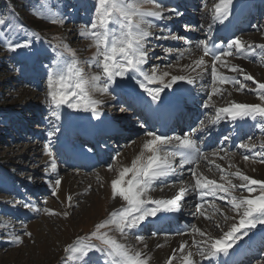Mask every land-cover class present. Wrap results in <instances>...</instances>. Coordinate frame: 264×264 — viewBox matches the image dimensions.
I'll return each instance as SVG.
<instances>
[{"label": "rangeland", "instance_id": "rangeland-1", "mask_svg": "<svg viewBox=\"0 0 264 264\" xmlns=\"http://www.w3.org/2000/svg\"><path fill=\"white\" fill-rule=\"evenodd\" d=\"M194 1L193 7H186L184 4L176 7L174 5H176L177 0H174L172 4H167V2L165 4L163 2L165 7L177 8L183 13V16H175L166 21L171 34L185 37L187 41L192 42L206 37L205 34L208 31L207 24L211 23V15L214 12L213 6L218 2V0ZM235 2L237 3L235 4ZM244 2L246 1L234 0L236 6L244 4L241 6L243 10H238L240 11L238 16L242 11L246 10L244 15L253 18L250 21H246L250 22V24L245 23L246 28L236 36L240 37L242 42L253 45H264V0H247V3ZM144 7L154 9L153 4H145ZM93 9V0H0V20L5 21V23L0 24V31L8 33L9 39L16 40L18 34L21 32L20 26H23L22 31L24 34H36L39 36V39L33 38V45L31 47L23 51L17 50L16 52L9 51L2 43L4 37H0V233H2L0 234V264H64L63 249L66 244L73 242L78 236H87L96 230L95 225L97 223L108 219L111 212L126 206V202L119 196L115 198L118 203L116 205L112 203L115 199H113L112 195L111 181L117 179L119 172L122 171L120 163L118 164L117 160H113L112 157L116 156V153H120L123 156L127 155L129 151L136 147L137 141L144 137L146 131L149 129L147 130L137 123L141 117L140 115H135L133 108L127 109L128 105L124 98L125 94L115 96L120 93L119 90H116L111 93L110 99L102 105L103 114L112 116L110 120L116 125L112 128L101 130L102 133L109 131L106 134V136H109L95 137L99 142V147L105 150V147L108 145L110 149L106 150L108 155L106 161L94 166L90 170H78L75 165L66 164L69 158L67 156L70 155L66 156L65 149L68 148L72 151L71 154L73 155L79 149L83 150L84 148L91 147L90 144L89 146L83 144V140L77 136L81 133L83 126H88L90 123L95 125V119L92 117L88 118L91 111H86L83 108L79 110L69 109L67 106H62L60 109L61 119L56 121L55 117H52L50 114L52 109L50 102L46 98L48 91L46 69L51 66L57 52H64L63 46L65 44L68 45L71 53H74L75 57L81 62L78 66L85 72L96 73L99 71L95 67H89L88 63H85L96 52L95 41L91 37L81 38L79 35L85 24L91 22ZM184 9H189L193 15H190L191 12H187ZM57 11L63 15V23L52 22ZM241 16L239 23L241 22ZM194 17L199 19L196 23H193L197 25L196 28L192 24L193 21L188 20ZM173 22H176L175 24L178 23L176 28H172L171 24ZM185 24L190 25L192 29L195 28L196 32L201 36L189 34L191 31L186 32L184 30ZM201 24L204 25L203 30H199ZM165 35H169V33L166 32ZM151 46L155 48V53L150 57L149 63L144 69L149 74H151L154 66L157 75L162 74L164 71L169 72L170 68L180 63L181 60L191 57L188 52L184 51L189 45L184 40L171 39V36H169L168 40H153L151 41ZM165 48L171 49V52L165 53ZM181 52H185L183 56L179 55ZM197 52L202 53L201 50H197ZM65 55H70V53H65ZM225 59L229 67L231 65H239L252 74L256 80L264 81V75L262 74L264 72V49H255L254 53L247 58L229 56ZM169 65L171 67H168ZM223 70H225L223 74L234 75L228 68H223ZM165 79H170V76ZM195 82L197 83H194L195 88L197 90L200 89L199 91L196 90V92H198L199 98L204 97L202 99L204 102L207 98L205 97L206 93L211 91L212 88L210 87L213 85L211 71L196 79ZM221 87L222 95L217 94L214 96L216 100L210 103L206 118L215 115V108L211 106L212 104H215L216 107H222L232 101L261 103L255 93L248 92L247 90L237 92L231 84ZM119 89L128 92H130V89H133L135 92L143 91L135 84V81L131 80H126ZM234 93H236V96L233 95ZM93 95L98 99H103V94L94 93ZM68 123L76 126L78 129L73 130V127ZM226 124H228V121ZM251 125L254 127V134L251 136L250 142L257 145L256 150L258 151L260 150V145L264 144V133L255 126V122L250 120L248 126L251 127ZM54 128H58L59 131H56L55 135L49 140L48 132ZM229 130L231 132L230 137H232V130ZM112 131L120 133L118 144L111 143L112 140H115L112 137ZM101 138L105 141L101 142ZM247 141L248 139L244 142ZM45 143H50L53 158L57 163L59 177L68 175L74 181L76 180L75 182L77 183V185L75 184V187H77L76 193L72 197V206L68 208L70 209L73 222L71 225L64 224V221L63 225H61L62 223L59 222L63 218L61 213L55 211L59 215H49L43 211L44 208H49V204L53 201L56 202L58 208H61V203L57 201L56 196L52 195L51 185L48 182L49 178L54 180L56 177L51 173H45V167L48 166L46 162L49 159L43 151ZM224 154L223 152L221 153L222 156ZM245 155L251 157L252 154L245 149L237 147L235 151L229 152L226 156L224 155V159H221L224 163L221 166L226 170L228 169L227 171L232 170L230 172H235L237 169L243 170L242 172H245L244 174L246 175L247 165L245 164L253 162L264 167V164H261L259 160L250 158L246 162L243 158ZM210 157L211 155L208 156V160L218 159L215 156ZM231 158L241 159L240 164L242 166L245 165L243 166L244 169L243 167L240 169L238 164L235 165L233 163L234 159ZM118 160L122 161L123 157ZM206 161L203 162L201 160L197 166L193 165V167H199V169L203 166L209 167V169H212L210 170L212 172L209 171L210 174H205L204 176L208 178L211 176L210 179H217L220 182L219 170L213 165L210 166ZM109 164L112 165L111 170L107 167ZM228 164L232 165V167H229ZM225 165L230 169L227 166L225 168ZM105 172H108L109 175L106 176ZM129 178L130 174L126 175L124 180L126 181ZM232 179L234 183H238L235 177H232ZM170 184H166L164 181L160 185H153L149 191V195L158 197L164 191L162 189L164 185L171 187L172 185L179 184V182L172 180ZM160 187L161 189H159ZM234 194L249 195L247 191L236 192ZM16 200L31 202L40 211H32L23 208L22 205H14V201ZM185 202L182 201L183 205L180 212H178V218L183 215L181 217L182 220L186 216L187 224L190 226V233L193 235L192 230L195 227L193 220L195 218L201 222L203 221L204 224H208L204 230L211 233L214 237H219L221 232L227 230L233 222L231 219L225 222L222 217L217 215L215 219L220 221L221 228H215L211 226L213 222H207L208 220H205L198 211V216L190 212L191 207L186 206ZM210 203L211 200L209 201V205ZM216 203L221 207H225L227 214L231 217L233 212L228 211L226 207L227 201L220 200L217 197ZM206 213H208L207 215L212 214L211 208L208 206H206ZM33 222L39 225L34 224L29 227L28 225ZM144 223L148 225L146 221ZM261 228L263 230L259 232H264V225H258L255 229ZM57 229L65 231L67 236L65 240L58 241L53 238L52 234L58 232ZM143 229L144 232L140 231V233L144 234L145 237H154L152 233L155 232V229L148 231L147 227L143 225L139 230ZM180 230L179 228L176 232L180 233ZM25 231L30 232L31 236L23 235ZM99 231L108 233L109 236L116 238L122 243L126 242L125 239L133 242L136 237L134 232L126 237H122L113 225H108ZM186 231H188L187 228L182 230V233ZM14 234L21 235L22 244L11 242V236ZM159 236L162 238H172L180 237L181 235L172 236L157 233L155 237ZM92 242L100 244V241L95 238H93ZM92 255L95 264H100L98 254L93 253ZM249 264H264V253L257 260Z\"/></svg>", "mask_w": 264, "mask_h": 264}, {"label": "snow or ice", "instance_id": "snow-or-ice-1", "mask_svg": "<svg viewBox=\"0 0 264 264\" xmlns=\"http://www.w3.org/2000/svg\"><path fill=\"white\" fill-rule=\"evenodd\" d=\"M93 4L91 22L85 24L79 35L81 38L91 37L95 41L96 52L85 63L99 71L87 73L80 68L78 65L81 62L74 53H71L67 44L63 46L64 52H57L51 66L46 69L48 85L46 98L51 105L50 114L55 117L56 121L61 119L60 109L62 106L75 110L83 108L86 111H91L93 116L99 115L102 105L106 101L96 98L93 94L100 93L110 96L126 80L135 81V84L143 90L137 93V96L144 99L149 107L157 102H159L157 107L160 104L176 102L178 94L174 86H178L179 82L192 85L195 83V79L191 75H170L167 71L157 75L155 66L151 70V74L144 70L150 57L155 53L151 41L168 40L171 36V39L184 40L189 45L184 50L186 52L194 50L193 44L196 50L202 49L203 56L192 62L193 71L200 69L196 73L197 77L205 74V57L212 58L211 77L213 85L211 91L206 93L207 99L203 105L205 108L210 106L215 95H222L221 86L226 84H231L237 92L247 90L255 93L261 102L239 103L232 101L222 107H216L215 104H212L211 106L215 108V115L207 118V124L214 125L222 119L233 123L250 119L264 133V81L256 80L252 74L239 65L229 67L225 59L229 56L247 58L254 53L255 49H264V45L242 42L238 36L226 40L219 38V42H215L216 37L206 35L205 38L192 42L187 41L185 37L173 35L167 27L166 21L175 16H183V13L177 8H165L162 0H93ZM145 4H153L154 9L144 7ZM213 7L211 23L207 24L209 32L215 23L223 24L230 19L235 4L234 0H218ZM52 22L63 23V15L57 11ZM3 23L5 21L0 20V24ZM20 28L21 32L16 40L9 39L8 33L0 31V37H4L2 43L9 51H23L33 45V38L39 39L36 34H24L23 26ZM203 28L204 25L201 24L199 30H203ZM184 30L188 32L193 29L190 25L185 24ZM166 32L169 35H165ZM164 52L170 53L171 49L165 48ZM65 53H70V55H65ZM179 55L183 56L184 52ZM218 65L221 68H228L234 75L229 76L219 72ZM189 67L192 65H184V68ZM169 76L170 79L166 80L165 78ZM167 89H172V93L166 100L162 93ZM145 94L150 98V101L145 99ZM207 130L205 120H200L196 127L190 128L189 132L183 134L168 135L156 131H147L145 133L147 138L143 142L142 149L147 150L151 155L145 159L142 151L132 160L131 166L124 167L119 172L118 178L111 181L113 199L119 196L126 202V206L111 212L108 219L97 223L95 225L96 230L87 236H78L73 242L66 244L63 249L64 264H95L93 253L98 254L100 264H149L148 257L143 250L135 249L99 230L108 225H113L122 237H126L132 232L138 231L149 217H157L158 213L180 211L182 201L189 193L198 194L199 202L196 203L195 207L205 220L213 222V227L221 228L220 221L215 219L217 215L222 217L225 222L230 219L233 221L228 230L224 231L219 238L198 227H193V233L198 234L201 238L192 240L191 247L195 248V254L203 260H208L211 264L212 259L218 257L219 254L231 255L229 250L233 249L234 245L239 248L244 244V238L249 237L252 229L257 228L258 225H264V179H254L239 169L235 172L227 171L220 164L209 160V165H214L219 170L220 182L199 173L196 167H189L188 171L191 173L194 183L185 184L181 172L185 165H198L201 160H208L209 155L219 159H224V156H221L222 152L225 153V156L228 155L223 147L214 150L212 153H205L201 150L200 145L204 141L203 137L197 136V133ZM56 131L59 129L54 128L48 132L49 140ZM230 138V136L223 137L224 141H228ZM251 139L252 137H248L247 142H241L237 147L251 152V157L249 155L243 157L245 161L251 158L264 164V144H261L260 150L257 151V145L251 143ZM43 151L49 158L46 162L48 166L45 167V173H51L56 177L54 180L49 178L48 181L51 185L52 195L56 196L57 190L61 187V178L57 171V163L53 158L50 143L43 145ZM86 151L92 152L93 148L89 147ZM116 156H119V153H116ZM116 156H113L112 159L115 160ZM176 158H179L178 164L175 163ZM107 167L109 170L112 169L111 164ZM129 174L130 178L125 181V176ZM169 177H175L181 184L178 192L168 199H153L149 195V191L154 183H164V180ZM232 177H235L238 183H234ZM244 191H247L249 195L234 194ZM217 197L227 201L226 207L228 211L239 217L238 223L235 222V216L229 217L225 207L216 203ZM209 198H211L210 205ZM72 199L71 195L67 197L69 207L72 206ZM14 205H22L25 209L40 211L31 202L16 200ZM206 206L211 208V215L206 214ZM43 211L49 215H59L50 208H44ZM63 216L68 217L69 212L64 211ZM177 234L184 235L185 233ZM23 235L31 236V233L25 231ZM152 235L156 236L157 233L153 232ZM93 238L99 240L100 244L93 243ZM136 240L143 243L144 237L137 235ZM11 242L22 244L21 235H12ZM186 248H188L187 243L181 242L178 250L173 249L166 264H174L177 251H179L181 264H199V261L193 258V251L188 250L185 254ZM221 264H227V262L224 261Z\"/></svg>", "mask_w": 264, "mask_h": 264}, {"label": "bare ground", "instance_id": "bare-ground-1", "mask_svg": "<svg viewBox=\"0 0 264 264\" xmlns=\"http://www.w3.org/2000/svg\"><path fill=\"white\" fill-rule=\"evenodd\" d=\"M173 1L174 0H162V2H165V4H166V2H167V4H172L173 3ZM176 1V0H175ZM239 1H241V0H239ZM237 2H235V4H236ZM241 3V2H240ZM244 3H247V1L246 2H244ZM164 4V3H163ZM175 4H177V3H175ZM244 5V4H243ZM242 4H239L238 6H236L235 5V8L233 9V11H232V14H231V16H230V19L228 20V21H225L223 24H221V23H219V22H217V23H215L214 25H213V28H212V30H211V32H210V35L213 33V32H215V33H217V37H226V36H228V39L231 37H233V36H235V34H234V31L232 30V31H228V30H231L232 29V26L233 25H235V24H238L239 23V21H240V16H241V14H242V12H241V14L238 16V13L240 12V11H238V10H243L242 9V7L241 6H243ZM167 6V5H166ZM165 7V6H164ZM245 7V6H244ZM165 8H171V7H165ZM239 17V19H237ZM226 23V24H225ZM242 24V23H241ZM232 25V26H231ZM230 38V39H231ZM193 51H191V52H188L190 55H191V57H189L188 59H183V60H181L180 61V63H178V64H176L175 66H173V67H171L170 68V71H169V73L171 74V75H191L195 80L196 79H198L199 77H197L196 76V73L197 72H199L200 71V69H196V71H193L192 70V68L194 67V65H193V61L194 60H196V59H199L201 56H203V52L202 53H198L197 52V50L194 48V46H193ZM186 52V51H185ZM184 52V53H185ZM205 62H206V67H205V73H209L211 70H210V68H211V63H212V60H211V58L210 57H205ZM184 65H192V67H189V68H184ZM218 67V71L219 72H221V73H223L225 70H223V68H221L219 65L217 66ZM262 74L264 75V72H262ZM203 75H205V74H203ZM203 75H201L200 77H202ZM264 77V76H263ZM197 82V81H196ZM195 82V83H196ZM182 83H184V82H179V85L176 87V92H177V94H178V100L176 101V102H174V103H169L170 104V106L171 107H169L168 109L167 108H165L166 107V104L167 103H165V104H162L161 106H159V107H157V103H153L152 104V106L151 107H149L148 106V104L145 102V100L144 99H140V98H138V96H137V93L138 92H135V91H133L132 90V94H129L128 96L131 98V100H132V102H137V103H142L143 105H146V106H148L149 107V109H150V112H152L154 115H163L164 117L165 116H167L170 112H171V109H172V107H174V106H177L179 103H181V101L182 100H184V99H186L188 102H191L192 101V99L195 97V95L197 94L198 95V97H197V99L198 100H202L204 97H200L199 98V94H198V92H196V88H195V86H194V84H192V85H188V84H186V83H184V85L182 86L181 84ZM198 83V82H197ZM196 83V84H197ZM198 84H200V83H198ZM198 88V87H197ZM210 88H212V87H210ZM117 90V89H116ZM200 90V89H199ZM199 90H197V91H199ZM118 91V90H117ZM134 92H135V94H134ZM172 93V89H167V90H165V92L164 93H162V95L165 97V99L167 100L168 98H169V94H171ZM96 94V93H95ZM113 95V94H112ZM233 95H235L236 96V93H234ZM205 97H207V96H205ZM102 98L105 100V101H108L109 99H110V96L109 95H106V94H103V96H102ZM112 98V97H111ZM145 99L146 100H149L150 101V99L148 98V97H146L145 96ZM197 99H195V101L197 100ZM207 99V98H206ZM205 99V100H206ZM218 99V98H217ZM216 100V98L215 97H213V100L211 101V102H213V101H215ZM219 100V99H218ZM210 102V103H211ZM217 103V102H216ZM240 103V102H239ZM203 104V103H202ZM229 104V103H228ZM227 104V105H228ZM190 105H192V104H190ZM226 105V104H225ZM220 106H222V105H220ZM103 112H104V110H101V112H100V114L99 115H97V116H93L92 115V113L91 114H89V116H88V118L89 117H92L93 119H95V125L94 124H89L88 126L86 125V126H83V128L80 130L81 131V133H82V135H84V136H87V137H90V138H93V135L98 131V128L100 129V130H105V129H109V128H112V127H114V125H116L113 121H111L110 120V118H112V116H107V115H105V114H103ZM92 119V120H93ZM228 120H222L220 123H216V124H214V125H208V128H211V127H217V129H221V128H224V127H228L229 129H231L232 130V136H234V134L241 128V127H244V128H246V127H248V125L250 124V119H246L245 121H237V122H230V121H228V124H226V122H227ZM93 122V121H92ZM83 124V123H82ZM221 124H224L223 126H219V125H221ZM225 124H226V126H225ZM84 125V124H83ZM218 125V126H217ZM94 127V128H93ZM169 129H171L170 127H167V131L169 130ZM148 130V129H147ZM146 131V130H145ZM144 131V132H145ZM149 131V130H148ZM166 131V132H167ZM169 131H171V130H169ZM147 132V131H146ZM184 133H186V132H184ZM147 137L146 136H144V137H142L140 140H138L137 141V143H136V147L133 149V150H131V151H129L128 152V154L127 155H122V154H120L119 153V156H116V158H115V160H117V162H118V164L120 163V169H122L123 170V168L124 167H128V166H131V162H132V160L137 156V155H139L142 151L144 152V158L146 159V157L148 156V155H151V153H149V152H147V150H143L142 149V145H143V142H144V140L146 139ZM225 155V154H224ZM223 155V156H224ZM222 156V155H221ZM122 157H123V160L122 161H119L118 159L120 158V159H122ZM212 157V156H211ZM210 157V158H211ZM230 157V156H229ZM228 157V158H229ZM87 158H89V159H91L92 160V157H91V153L89 152V155H88V157ZM218 158V157H217ZM214 159V158H213ZM231 159H234L233 160V163L236 165V164H238V167L241 169L243 166H245V165H247V175H250L252 178H254V179H264V170H263V168L264 167H262L261 165H259V164H257V163H253V162H251L250 164H245V165H241L240 164V162L242 161L241 159H237V158H231ZM230 159V160H231ZM179 159L178 158H176V161H175V163H179V161H178ZM209 160H212V159H209ZM209 160H202L203 162H208ZM228 160V159H227ZM241 160V161H240ZM212 161H215V163L216 164H220V165H223V163L224 162H222V160L220 159L219 160V158L218 159H216V160H212ZM247 162V161H246ZM225 163H227V162H225ZM262 164V163H261ZM229 165V164H228ZM190 166H193V165H185L184 166V168L181 170V172H182V178H183V180H184V182H185V184H188V183H194L193 181V178H192V176H191V173L188 171V167H190ZM197 166V165H196ZM214 166V165H213ZM227 165H225V168H227L226 167ZM204 167V166H203ZM201 167L200 169H199V167H196L197 168V170H198V172L199 173H204L203 175H207V174H210L209 173V171L210 170H212V169H209V167L207 168V167ZM235 167V166H234ZM229 168V167H228ZM246 168V167H245ZM119 169V170H120ZM214 169V168H213ZM230 169V168H229ZM243 169H244V167H243ZM118 170V171H119ZM200 170V171H199ZM228 170V169H227ZM215 171V170H214ZM230 171H232V170H230ZM243 171V170H242ZM210 172H212V171H210ZM245 173V172H244ZM106 176H108L109 175V173L108 172H105L104 173ZM213 175H214V173H212ZM219 176V175H218ZM211 177V176H210ZM209 177V178H210ZM220 177V176H219ZM61 178V187L57 190V195H56V198H57V201L58 202H60L61 203V208H58V206H57V204H56V202L55 201H53V202H51L50 204H49V208L50 209H53V210H55V211H57V212H59V213H61V215H62V217L63 218H61V220H59V222H61L62 224L61 225H63V221L65 222L64 224H68V225H71L73 222H72V218H71V214H70V209H68L69 208V201L67 200V197L69 196V195H71L72 197H73V194L75 195V193H76V190H77V187H75V184L77 185V183L74 181V179L71 177V176H68V175H63V176H61L60 177ZM170 178H172V179H170ZM175 179V177H169V178H167V179H165L164 181L166 182V184H170V182L172 181V180H174ZM193 180V181H192ZM217 180V179H216ZM160 185V182H155L154 183V185ZM173 184V183H172ZM171 185V184H170ZM162 187V186H161ZM161 187L159 188V189H161ZM164 188H162V189H164V191L161 193V194H159V196L158 197H155V196H151L153 199H168V198H171L173 195H175L177 192H178V190H179V187H181V184L179 183V184H175V186L173 187V186H171V187H168V186H166V185H164L163 186ZM197 198H198V194H192V193H189V195L183 200V201H186L185 203H186V206H189V207H191L190 208V212H192L195 216L197 215L198 216V214H197V209H196V207H195V205H196V201H198L197 200ZM112 203L113 204H117L118 202H117V200L115 199L114 201H112ZM182 205H183V203H182ZM185 209V208H184ZM182 210H183V208H182ZM181 210V211H182ZM64 211H68L69 212V216L68 217H65V216H63V212ZM178 212H180V211H178ZM178 212H174V213H158V215H157V217H149L147 220H146V222H147V224L150 226V227H152V226H155L156 227V229L162 224V223H166V221L167 222H169V221H173V222H177V218H178ZM206 214H208V213H206ZM183 216V215H182ZM181 216V217H182ZM233 216H235L236 217V219H235V222H239V217L238 216H236V214L235 213H232V215H231V217H233ZM190 217H193V216H190ZM197 219L195 218L194 220H193V222H194V225H195V227H198V228H200L201 230H203V231H205L204 230V228L206 227V226H208V224H204V222L202 221H200V220H197ZM56 221V220H55ZM207 222H210V221H207ZM34 224H37V225H39L38 223H31V224H29L28 226L30 227L31 225H34ZM179 226V228L180 229H182V230H185V228H187L188 229V231H186V232H184L185 234L184 235H181L180 237H172V238H162V237H150V238H147V237H145V235L144 234H142V233H140V230H138V231H134V234H135V236H137V235H141V236H143L144 237V241H143V243H140V242H138L137 240H136V237H135V239H134V241L132 242L131 240V242H129V241H127V239H125V244H127V245H129V246H131V247H133V248H135V249H140V250H143V252L146 254V256L148 257V260H149V264H166V261H167V258L170 256V255H172V252H173V249H179V245H180V243L181 242H186L187 243V245H188V248H186V251H185V254L187 253V251L188 250H191V251H193V253H194V256H193V258L195 259V260H198L199 261V264H206V263H209L208 262V260H203V259H201L200 258V256L199 255H197V254H195L196 253V250H195V248H192L191 247V244H192V240L195 238V239H201L200 237H199V235L198 234H192V233H190L191 231L189 230L190 229V226H189V224H187L186 226H185V224H178ZM192 225H193V223H192ZM212 226V225H211ZM192 227V226H191ZM53 230V229H52ZM58 230V229H57ZM179 230V229H178ZM228 230V229H227ZM227 230H225V231H227ZM56 231V230H55ZM55 231H53V232H55ZM193 232V231H192ZM223 232L224 231H222L221 232V235L220 236H222L223 235ZM51 234H52V232H51ZM137 234V235H136ZM216 235V234H215ZM257 236H256V239L254 240V241H252V242H247V241H245V243L244 244H242V245H244V246H240L239 248H236V250L235 251H237L238 249H240L241 248V250H242V252H245V253H248V255H253V254H256V252H257V249H258V247L259 246H261V245H263L264 244V232H260V234H259V232L256 234ZM52 236H53V238L55 239V240H58V241H61V240H65L66 239V233H65V231L63 232L62 230H58V232H56L55 234H52ZM219 236V237H220ZM216 237V236H215ZM219 237H217V238H219ZM67 241H68V238H67ZM247 242V243H246ZM145 244L147 245V247L145 248ZM157 245H160V247H157ZM230 252V251H229ZM220 255H222V253L221 254H219L218 255V257H216V258H213L212 259V261L211 262H213L214 264H217V263H219L220 261H223V260H226V257H220ZM233 255V254H232ZM228 256H230V255H228ZM239 257L240 256H233V257H231V260H233V262H235V261H238L239 260ZM223 258V259H222ZM235 259V260H234ZM174 264H181V259H180V257H179V251H177V254H176V257L174 258Z\"/></svg>", "mask_w": 264, "mask_h": 264}]
</instances>
